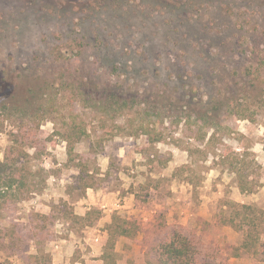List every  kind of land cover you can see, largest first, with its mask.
<instances>
[{"label":"rangeland","instance_id":"obj_1","mask_svg":"<svg viewBox=\"0 0 264 264\" xmlns=\"http://www.w3.org/2000/svg\"><path fill=\"white\" fill-rule=\"evenodd\" d=\"M74 124L86 133L68 153ZM17 135L6 161L19 157L24 185L0 201V264L56 251L66 264H156L173 229L196 264H264L219 217L227 200L264 209V0H0V161ZM228 152L255 162L252 192L220 162ZM115 213L137 231L103 260Z\"/></svg>","mask_w":264,"mask_h":264},{"label":"trees","instance_id":"obj_2","mask_svg":"<svg viewBox=\"0 0 264 264\" xmlns=\"http://www.w3.org/2000/svg\"><path fill=\"white\" fill-rule=\"evenodd\" d=\"M209 115L206 113L203 116V121L207 126L212 127ZM140 131L142 134L147 136L149 143H156L162 139L160 133H154L152 128L149 126H140ZM69 136H65V141L67 142V152L70 153L74 149L75 143L81 140V137L86 133L84 128L78 125H73L70 128ZM136 133L129 132L128 135H135ZM71 135V136H70ZM215 134H211L205 144H209L214 139ZM205 133L199 138L201 140L205 139ZM26 135H17L13 139L14 145L8 147L5 153V160L0 161V201L6 196V189L11 188L14 184L24 185V176L22 175V170L16 165L18 158H13L11 163L7 164L8 159H10V154L17 150L15 145L20 144L21 140H25ZM73 138V139H72ZM35 141L29 142L28 145L34 147ZM246 153L228 152L221 154L220 162L226 165L233 173L237 175V185L241 192H252L253 187L257 185V174L254 176L252 167H254L255 162L246 161ZM7 160V161H6ZM79 174L77 178L83 183L84 188H93V183H88L86 177L83 176L85 171V164L79 163ZM112 163L109 162L108 170L105 175H108L111 169ZM15 173L21 175V177L15 176ZM252 180L248 178L252 176ZM223 207H227L228 210H224ZM47 216V215H46ZM42 216V217H46ZM219 217L222 222L229 224L231 227L240 230L243 234L242 240L238 248L245 251H251L257 253L261 248V252L264 254V241L262 236H264V209L253 205L238 203L232 200H227L223 202ZM106 230L108 237L104 246V251L101 258L104 260L107 258L112 259V253L109 250L113 249L117 238L125 236L131 237L137 231V225L133 220L121 217L118 214H113L111 216V221L107 224ZM154 253L156 255V264H196V248L190 239L181 233L177 229H173L166 238L158 243L154 247ZM239 250H236V255H239Z\"/></svg>","mask_w":264,"mask_h":264},{"label":"crops","instance_id":"obj_3","mask_svg":"<svg viewBox=\"0 0 264 264\" xmlns=\"http://www.w3.org/2000/svg\"><path fill=\"white\" fill-rule=\"evenodd\" d=\"M94 193H95V191H94ZM120 206H123V207H127V205H119V207ZM103 207V206H102ZM109 221V220H108ZM62 241H71V238H68V239H63ZM100 245H103L104 244V242H105V237L103 238V236H101L100 237ZM56 247L58 248V245H56ZM61 251V250H60ZM94 251H96V249L94 250ZM92 252V253H96V252ZM55 253V252H54ZM60 252H57L56 251V254H54V259L51 261V264H66L67 263V261H68V259H64L63 260V262H62V257H61V261H60V259H56V257H57V254H59ZM76 255H79L80 256V254H79V252H76ZM85 257V255L84 254H81V258H75L74 260H71V262H69V264H81V259L82 258H84ZM85 261H86V263H87V261H88V259H85ZM31 264H42L40 261H38V260H35L34 262H32Z\"/></svg>","mask_w":264,"mask_h":264}]
</instances>
